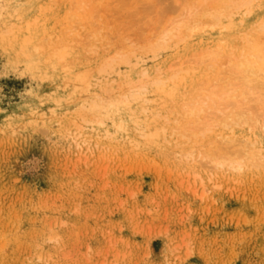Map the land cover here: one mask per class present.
Wrapping results in <instances>:
<instances>
[{
  "label": "rangeland",
  "instance_id": "rangeland-1",
  "mask_svg": "<svg viewBox=\"0 0 264 264\" xmlns=\"http://www.w3.org/2000/svg\"><path fill=\"white\" fill-rule=\"evenodd\" d=\"M88 1L43 0L41 19L46 51L52 40L77 41L74 51L89 61L83 88L94 95L101 77L133 73L122 62L94 70L114 43H130L133 26L113 18L105 2L116 0H101L102 9ZM183 49L134 53L153 70ZM66 81L34 75L0 39V264H264V168L221 174L104 141L79 113L80 97L64 92ZM51 84L61 99L45 101ZM71 131L92 140L79 146Z\"/></svg>",
  "mask_w": 264,
  "mask_h": 264
},
{
  "label": "bare ground",
  "instance_id": "bare-ground-1",
  "mask_svg": "<svg viewBox=\"0 0 264 264\" xmlns=\"http://www.w3.org/2000/svg\"><path fill=\"white\" fill-rule=\"evenodd\" d=\"M42 1L0 0V39L34 75L66 77L64 92L80 97L79 113L104 141L122 140L129 150H156L221 174L264 168V0L106 1L117 13L113 18L133 32L130 43H114L108 58L93 60L99 64L94 70L122 62L133 73L101 77L103 91L94 95L83 88L88 74L83 65L89 61L74 51L75 40L62 45L55 39L45 50ZM97 1L96 7L102 4ZM189 38L198 46L185 44ZM180 44L184 49L173 54H178L173 62L162 60L153 70L134 53ZM92 47L87 52L98 49ZM50 88L45 101L63 97L57 84ZM69 135L79 146L92 140L76 131Z\"/></svg>",
  "mask_w": 264,
  "mask_h": 264
}]
</instances>
